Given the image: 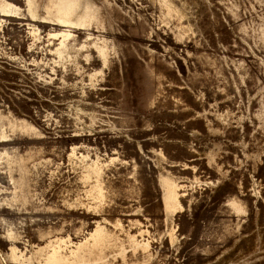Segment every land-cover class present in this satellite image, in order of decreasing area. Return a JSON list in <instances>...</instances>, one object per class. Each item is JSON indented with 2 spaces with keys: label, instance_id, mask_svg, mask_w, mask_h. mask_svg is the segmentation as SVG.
<instances>
[{
  "label": "rangeland",
  "instance_id": "obj_1",
  "mask_svg": "<svg viewBox=\"0 0 264 264\" xmlns=\"http://www.w3.org/2000/svg\"><path fill=\"white\" fill-rule=\"evenodd\" d=\"M0 264H264V0H0Z\"/></svg>",
  "mask_w": 264,
  "mask_h": 264
},
{
  "label": "bare ground",
  "instance_id": "obj_2",
  "mask_svg": "<svg viewBox=\"0 0 264 264\" xmlns=\"http://www.w3.org/2000/svg\"><path fill=\"white\" fill-rule=\"evenodd\" d=\"M60 3L64 0H59ZM72 10V8H69L67 10V13L70 12ZM72 12V11H71ZM101 167L102 166H97V165H94L92 167V170L89 171V174L86 176V180L89 181V180H96L98 182H96L95 184H93V189H95V191L97 192L98 195H101L102 194V190H103V185L101 186L100 184V179H98V175L96 176H92L90 175V173L93 171L95 173H100L101 171ZM133 242L136 241V239L132 238ZM88 250L90 252V254H93L94 252L92 251L93 249H97V248H101V247H104V246H107V245H112V244H115V241L114 239L112 238V234L111 232H108L106 231L105 227L98 224L96 229L93 231V233L91 234V238L90 240L88 241Z\"/></svg>",
  "mask_w": 264,
  "mask_h": 264
}]
</instances>
